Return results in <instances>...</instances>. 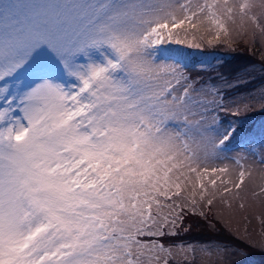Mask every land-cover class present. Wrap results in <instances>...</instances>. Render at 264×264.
I'll return each instance as SVG.
<instances>
[{
  "label": "snow or ice",
  "instance_id": "obj_1",
  "mask_svg": "<svg viewBox=\"0 0 264 264\" xmlns=\"http://www.w3.org/2000/svg\"><path fill=\"white\" fill-rule=\"evenodd\" d=\"M205 34L264 45V0H0V264H240L219 241L163 240L189 217L233 231L254 173L264 207V141L229 156L239 129L218 119L252 104L169 47ZM258 222L233 234L264 250Z\"/></svg>",
  "mask_w": 264,
  "mask_h": 264
},
{
  "label": "trees",
  "instance_id": "obj_2",
  "mask_svg": "<svg viewBox=\"0 0 264 264\" xmlns=\"http://www.w3.org/2000/svg\"><path fill=\"white\" fill-rule=\"evenodd\" d=\"M256 44L253 46L234 45V50L222 45L212 46L211 49L220 54V59H218L219 62L217 65L210 66L204 70L194 66L193 62L189 61V74L195 76L201 83L208 81L218 84L225 90L224 94L232 93L230 99H236L235 103L240 99L242 103L248 101L252 104V107L240 116L243 119V115L261 116L264 114V110H260L258 107V104L264 105V101L259 99L260 96H255V93L264 87V62L257 57L260 49L256 50V46H258ZM237 82L240 84L239 87L225 88L223 86L224 84L229 86L234 85ZM252 96H255L256 99L252 100ZM222 114H219V120L222 119ZM227 115L235 120H242L240 117H234L230 113H227ZM249 130V124L246 123L245 129L243 127L240 128V133L244 134ZM187 238H189V241L197 243L209 239L219 241L233 248H237L244 253L246 252V256L255 260V264L259 259H264V251H253L247 245L238 242L234 235L218 220L206 222L195 217L193 224L190 225L184 234L185 241H187ZM232 259L238 261L236 257H232Z\"/></svg>",
  "mask_w": 264,
  "mask_h": 264
},
{
  "label": "rangeland",
  "instance_id": "obj_3",
  "mask_svg": "<svg viewBox=\"0 0 264 264\" xmlns=\"http://www.w3.org/2000/svg\"><path fill=\"white\" fill-rule=\"evenodd\" d=\"M211 38V34H205V40H204V45L208 46L206 41L207 39ZM258 46H256V50L260 49V52L257 53V57L261 60L264 61V57H262L261 53H264V45H262L261 43H259V41L257 42ZM256 44V45H257ZM241 45H249V46H253V44H241ZM179 51L182 52H191L193 53V55H190L189 57V61L192 57H195V61H193V65L197 66L200 69H206L209 68L210 66H214L217 65L220 59V54L216 53L215 51H213L211 48L212 46H208V50H205V48L203 47L202 50L199 49H187L185 47H180V46H175ZM174 47V48H175ZM192 76V75H191ZM193 78H195V76H192ZM197 79V78H195ZM198 80V79H197ZM223 86H225V88H229V85L224 84ZM261 89H264V87H262ZM259 89V90H261ZM232 93H225L224 95H222V97L220 98L223 102H226L228 105H231L232 102H235L236 99H230ZM260 96V91H257L255 93V96ZM237 98V97H236ZM236 103L242 104L241 100L239 99ZM258 107L260 108V110H262V104H258ZM240 117V116H239ZM244 119L240 117V119H242L246 124H249L250 130L248 132L247 135H241L238 132V135L236 136V139L234 141L231 142L230 147H229V156H238L243 154L244 152V145L249 144V143H253L256 148H259V145L262 141H264V114L261 116H253V115H243ZM219 119V117H218ZM232 124V121L230 119L225 121L224 126L227 127L228 125ZM235 124V123H234ZM237 125V124H235ZM252 135V136H251ZM256 135L259 136V138L256 137ZM261 135H263L261 137ZM248 136L245 141L243 143L240 144H234L235 142H237L238 139L242 138V137ZM259 156H257V164L255 165V167L258 169L259 168ZM224 163H228L230 168L235 169V165L231 164L230 162H224V161H216L215 162V166H224ZM219 175V173L217 174ZM225 178H227L225 176ZM246 183L249 185V194L248 196L243 200V201H234V205H238L239 203H244L245 207L244 209H240L238 206L234 207L233 210V214H232V229L233 231L235 230L236 227H239L241 230H243V228L245 227V217H247V219L250 221V223H247V228L249 229V231L253 232V234H257L260 229H261V224L258 222V218L264 214V207H262L260 205V203L256 200H254L251 196V191L253 188H255L256 190H258V186L260 184V176L256 173L253 174L252 177V181L251 183H249L248 180H246ZM195 217H189L188 219L185 220L184 222V227L187 228V230L189 229L190 225L193 224ZM220 222V221H219ZM225 228H227L222 222H220ZM229 230V228H227ZM230 231V230H229ZM233 231H230L233 234ZM186 231H180V234L178 236H166L163 238V240H165V244H175V245H194V246H198L200 243L197 242H191L189 241V238H187V241L184 240V234ZM234 235V234H233ZM234 237L236 238V236L234 235ZM236 240L238 242H241L239 239L236 238ZM246 245V244H245ZM247 247H249V249L255 251V250H260V251H264L262 249H260L259 247H250L247 245ZM241 254L238 256H234L236 258H238V261L240 262V264H255V260H253L252 258H249L246 256V252L244 253L243 251H240ZM264 254V253H263ZM256 264H264V259H259L258 262Z\"/></svg>",
  "mask_w": 264,
  "mask_h": 264
}]
</instances>
